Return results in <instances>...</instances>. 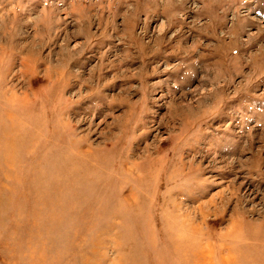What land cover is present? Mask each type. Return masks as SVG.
<instances>
[{
	"label": "rangeland",
	"instance_id": "1",
	"mask_svg": "<svg viewBox=\"0 0 264 264\" xmlns=\"http://www.w3.org/2000/svg\"><path fill=\"white\" fill-rule=\"evenodd\" d=\"M0 264H264V0H0Z\"/></svg>",
	"mask_w": 264,
	"mask_h": 264
}]
</instances>
